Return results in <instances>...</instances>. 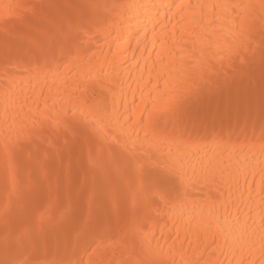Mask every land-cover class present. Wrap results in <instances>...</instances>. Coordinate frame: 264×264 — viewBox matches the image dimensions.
I'll use <instances>...</instances> for the list:
<instances>
[{
    "label": "snow or ice",
    "instance_id": "obj_1",
    "mask_svg": "<svg viewBox=\"0 0 264 264\" xmlns=\"http://www.w3.org/2000/svg\"><path fill=\"white\" fill-rule=\"evenodd\" d=\"M0 9V264H264V0ZM196 142L223 150L181 154Z\"/></svg>",
    "mask_w": 264,
    "mask_h": 264
},
{
    "label": "bare ground",
    "instance_id": "obj_2",
    "mask_svg": "<svg viewBox=\"0 0 264 264\" xmlns=\"http://www.w3.org/2000/svg\"><path fill=\"white\" fill-rule=\"evenodd\" d=\"M19 2H24V0H0V4L2 5H7V4H15ZM31 2L34 3H42V2H47V0H31ZM124 2H140V0H124ZM143 2H150V0H143ZM151 2H156L160 3L161 0H151ZM195 2V0H194ZM136 16L138 19L141 21V23L137 26V29L140 27L147 26L149 29L151 27V17L145 18L143 15H141L139 12L136 13ZM8 19L9 21H13L15 19L14 14L8 13L4 9H0V32H2V24L3 20ZM135 23V21H133ZM11 26V24L9 25ZM216 36L218 39L227 40V34L226 32H220L219 29H217ZM135 35L133 36V40L131 43V48L129 51H127L124 54V58L120 64V68L118 69L119 71L122 72L123 78L125 81L128 83H132V81H137L139 82V72L142 71L143 65L141 64V69H137V61L140 60L139 53H137L136 50V43H135ZM195 46L197 48L200 47L199 41L195 42ZM142 48L143 45H140ZM133 56H135V59H133ZM151 67V63L149 64ZM180 67L177 65H172L169 63V66L167 68H163L160 70V78H159V85H160V96H159V103L161 107L165 106L166 103L168 102L170 96L175 95L178 91H180ZM131 76L132 80H129L128 77ZM145 79H147V76H145ZM153 81L155 83L156 81V74L153 73ZM167 81V85H166ZM144 85L141 83L140 87H143ZM133 90L136 88V84H132ZM137 96H139V93H137ZM163 147V145H162ZM175 151V148H173ZM200 150L201 152V157L204 158L205 163H207L208 158H214L220 151L223 150L221 146H217L215 144H212L210 142H196L189 144L182 148L181 154L182 155H188L193 151ZM191 162L194 165L197 163L195 160H186L185 163ZM161 179H164V177H161ZM184 212V209L182 207H176L173 213L168 214L167 210L165 209L166 215L164 218L161 220L160 227L161 228H171L173 227V223L176 221V219L179 218V216ZM172 221L173 223H169V221ZM230 222L227 223H221V227H229ZM258 247V246H257ZM252 255L254 259H259V252L256 249H252Z\"/></svg>",
    "mask_w": 264,
    "mask_h": 264
}]
</instances>
